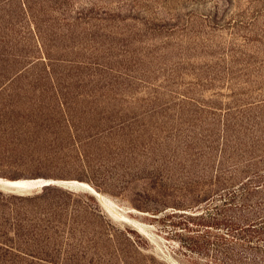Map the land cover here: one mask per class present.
Wrapping results in <instances>:
<instances>
[{
    "label": "rangeland",
    "instance_id": "1",
    "mask_svg": "<svg viewBox=\"0 0 264 264\" xmlns=\"http://www.w3.org/2000/svg\"><path fill=\"white\" fill-rule=\"evenodd\" d=\"M0 178L69 205L36 264H264V0H0Z\"/></svg>",
    "mask_w": 264,
    "mask_h": 264
},
{
    "label": "trees",
    "instance_id": "2",
    "mask_svg": "<svg viewBox=\"0 0 264 264\" xmlns=\"http://www.w3.org/2000/svg\"><path fill=\"white\" fill-rule=\"evenodd\" d=\"M60 104L68 107L66 100L60 101ZM13 151L31 155L29 152L34 150ZM48 152L58 153L59 150L51 149ZM51 185L43 186L42 191L35 193H11L0 189V264H36L35 260L58 263L63 255L66 262L76 258L71 256L73 243L67 242L69 248L65 249L59 246L61 233L55 225H58L56 222L69 209V205L47 200L54 194L49 188ZM66 194L71 197L73 193ZM80 225L81 220H78L71 228V238H76V232L82 235ZM84 233L89 238V234ZM190 245L192 242H189Z\"/></svg>",
    "mask_w": 264,
    "mask_h": 264
},
{
    "label": "bare ground",
    "instance_id": "3",
    "mask_svg": "<svg viewBox=\"0 0 264 264\" xmlns=\"http://www.w3.org/2000/svg\"><path fill=\"white\" fill-rule=\"evenodd\" d=\"M0 179H3V178H0ZM3 181H6V183H11V184H13V186H17L20 188H26V186H28L30 184L39 183V182H48V183L54 182L51 179H46V178H35V179L20 178V179H13V180L3 179ZM67 183H78L82 187L90 188L93 192H95L97 195H99L102 202L105 203L110 208V205L108 204L109 201L107 202V200L87 182H82V181H78V180H70V181H67ZM122 216L128 219V216H124V215H122ZM127 221H129V220H127ZM137 226H139V225L137 224Z\"/></svg>",
    "mask_w": 264,
    "mask_h": 264
},
{
    "label": "water",
    "instance_id": "4",
    "mask_svg": "<svg viewBox=\"0 0 264 264\" xmlns=\"http://www.w3.org/2000/svg\"><path fill=\"white\" fill-rule=\"evenodd\" d=\"M50 184H52V183L39 182V183L30 184V185L26 186V188H20L17 186H13V184H11V183H6V181H3V179H0V188L11 191V192H18V193H28L33 189L42 188L43 186L50 185ZM64 185H66L67 187H70L72 189L80 187V184H78V183H66Z\"/></svg>",
    "mask_w": 264,
    "mask_h": 264
}]
</instances>
